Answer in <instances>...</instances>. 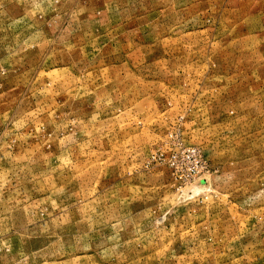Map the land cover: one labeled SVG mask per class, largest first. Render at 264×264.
I'll return each instance as SVG.
<instances>
[{
  "label": "rangeland",
  "instance_id": "374dc122",
  "mask_svg": "<svg viewBox=\"0 0 264 264\" xmlns=\"http://www.w3.org/2000/svg\"><path fill=\"white\" fill-rule=\"evenodd\" d=\"M0 264H264V0H0Z\"/></svg>",
  "mask_w": 264,
  "mask_h": 264
}]
</instances>
